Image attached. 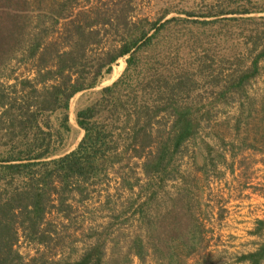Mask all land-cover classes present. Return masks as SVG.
Returning a JSON list of instances; mask_svg holds the SVG:
<instances>
[{"label":"rangeland","instance_id":"rangeland-1","mask_svg":"<svg viewBox=\"0 0 264 264\" xmlns=\"http://www.w3.org/2000/svg\"><path fill=\"white\" fill-rule=\"evenodd\" d=\"M15 1L14 8L26 16L21 24L26 38L0 58V146L21 141L12 130L27 107L28 80L36 77L31 43L47 27L61 32L62 26L40 19L67 0H14L13 6ZM96 1L119 13L130 7L132 23L178 20L168 25L154 55L170 59L168 70L177 78L170 85L179 86L176 94L190 111L192 127L179 140L176 114L161 115L154 131L168 132L165 153L159 139L152 154L81 181L84 192L72 185L69 199L62 207L55 202L59 211L37 233L22 231L19 256H9L5 264H264V58L256 60L264 40L255 49L251 37L257 29L241 21H259L264 14L204 15L246 0H90ZM68 2L81 7L88 0ZM10 9L0 0V29L9 25L3 13ZM113 40L108 36L101 48L107 51ZM151 52L142 55L141 66L153 62ZM128 58L119 59L94 89L72 99L71 131L62 133L52 159L78 148L85 132L77 112L124 75ZM50 117L58 129L62 114ZM8 254L9 247L0 248V255Z\"/></svg>","mask_w":264,"mask_h":264},{"label":"trees","instance_id":"trees-1","mask_svg":"<svg viewBox=\"0 0 264 264\" xmlns=\"http://www.w3.org/2000/svg\"><path fill=\"white\" fill-rule=\"evenodd\" d=\"M1 1L5 8L12 9L6 15L3 13L9 25L0 29V58L7 49L15 48L26 38L21 25L26 16L21 8H14L19 6L18 2L13 6L14 0ZM68 1L54 5L40 19L43 24L50 21L51 27L62 26V29L54 32L47 27L34 37L31 57L35 61L36 77L28 80L32 91L26 98L27 107L13 122L16 129L12 130L21 141L0 146V248L9 247L8 255H0V264H5L9 256H19L16 245L22 231L29 227L32 233H37L47 218L59 211L57 203L62 207L69 199L74 191L72 185L78 187L81 181L100 178L126 159L152 154L159 139L162 140L159 150L165 153L168 132L159 136L154 131L161 115L176 114L179 140L188 136L193 124L190 111L180 104V93L176 94L179 86L170 85L177 80L175 70H168L170 59L154 55L160 41L165 39L168 25L178 20L160 24L143 19L132 23L128 6L119 13L108 6L101 7L97 1L88 0L85 3L91 5L88 9L87 5L74 6ZM55 7L57 10H53ZM226 14H264V0H246L236 5L228 2L204 15ZM260 20H241L249 21L257 29L255 38L251 37L255 49L264 40V18ZM54 33L59 36L55 37ZM108 36L116 40L109 42L110 47L104 51L101 46ZM151 50L153 56L148 59L154 63L141 66L142 55ZM126 56L129 58L124 75L104 88L94 103L77 112V124L85 132L78 148L52 159L55 145L64 140L62 133L71 131L68 111L72 99L94 89L103 75L110 74L113 65ZM261 58H264V48L256 60ZM117 68L121 73L125 62ZM143 69L149 70L142 75ZM38 84L43 86L41 90L37 89ZM55 113L62 114L58 129L50 117ZM77 189L84 192L80 185ZM55 195L60 200L53 199Z\"/></svg>","mask_w":264,"mask_h":264},{"label":"bare ground","instance_id":"bare-ground-1","mask_svg":"<svg viewBox=\"0 0 264 264\" xmlns=\"http://www.w3.org/2000/svg\"><path fill=\"white\" fill-rule=\"evenodd\" d=\"M73 121L75 122V118L73 119Z\"/></svg>","mask_w":264,"mask_h":264}]
</instances>
